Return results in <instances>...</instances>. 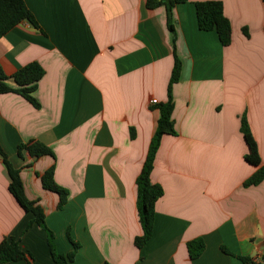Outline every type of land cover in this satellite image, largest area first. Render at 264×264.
Instances as JSON below:
<instances>
[{"label":"crops","instance_id":"crops-1","mask_svg":"<svg viewBox=\"0 0 264 264\" xmlns=\"http://www.w3.org/2000/svg\"><path fill=\"white\" fill-rule=\"evenodd\" d=\"M197 1L206 0L176 5L173 35L166 8L146 0H25L40 28L23 21L0 39L6 75L32 61L45 69L34 92L39 107L0 94V146L27 198L43 207L58 251L73 250L70 237L80 244L71 264H244L238 255L263 262L264 179L245 185L257 167L245 159L241 123L245 117L264 165V1L218 0L232 27L226 46L215 30L199 28ZM174 52L182 61L173 85L177 134L158 148L151 181L164 194L152 237L138 248L137 178ZM32 145L52 153L36 155ZM51 166L69 191L62 209L40 177ZM9 182L0 157V242L15 237L32 264H57L44 229L26 230L34 215ZM197 237L205 250L191 259L187 243Z\"/></svg>","mask_w":264,"mask_h":264},{"label":"trees","instance_id":"trees-1","mask_svg":"<svg viewBox=\"0 0 264 264\" xmlns=\"http://www.w3.org/2000/svg\"><path fill=\"white\" fill-rule=\"evenodd\" d=\"M188 0H146V6L150 9L164 6L168 16V26L173 32L174 27L172 22V13L176 5L187 2ZM264 1V0H263ZM198 26L202 30H215L218 33L220 41L223 45H229L232 37V27L230 20L224 14L223 3L218 0H206L195 2ZM26 21L35 28H40L32 11L28 8L25 0H0V39L12 28L19 23ZM175 39V38H174ZM174 66L168 84L167 100L158 103L156 107L160 111V116L157 122L156 131L152 138L149 152L142 170L137 178V209L142 226V234L135 237V245L138 248L144 247L153 234L155 204L156 201L164 194V190L160 184L151 181V172L154 167V162L162 137L165 134H177L175 121L173 119L174 96L173 85L179 81L182 61L174 52ZM45 74L44 67L38 61H32L9 76L4 73L0 67V94L16 92L25 97L35 107H39V102L34 96L39 81ZM13 81L14 85L10 83ZM241 130L248 146V152L245 155L246 161L257 167L256 171L245 181V185H256L264 179V165L261 164V158L257 143L250 131V127L245 117L242 118ZM36 155L52 153L49 148L42 146H31ZM0 157L9 174V191L15 197L19 205L26 212H31L34 215L26 227V230L33 224L37 223L44 229L47 234L48 245L54 261L57 264H71L75 258L76 252L80 244L70 240L74 246L73 250L68 253L58 251L55 243V233L47 225L46 216L43 207L37 202L27 198L24 191V184L20 176V170L15 168L11 163L8 154L0 146ZM54 166H51L41 174L43 187L56 192L59 195L58 208L62 209L68 202L69 191L60 186L54 179ZM205 241L202 237H197L187 243L189 256L191 259H196L201 256L205 250ZM221 249L230 253L225 245ZM244 264H264L256 262L253 258L247 256H239ZM26 259L29 264L34 259L32 253L24 251L20 246V240L15 237L4 238L0 242V262H11Z\"/></svg>","mask_w":264,"mask_h":264},{"label":"built area","instance_id":"built-area-1","mask_svg":"<svg viewBox=\"0 0 264 264\" xmlns=\"http://www.w3.org/2000/svg\"><path fill=\"white\" fill-rule=\"evenodd\" d=\"M152 103L156 104L158 101L156 99H152Z\"/></svg>","mask_w":264,"mask_h":264}]
</instances>
